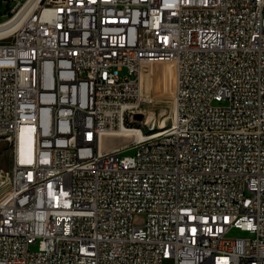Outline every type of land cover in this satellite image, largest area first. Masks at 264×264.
<instances>
[{
  "label": "built area",
  "instance_id": "built-area-1",
  "mask_svg": "<svg viewBox=\"0 0 264 264\" xmlns=\"http://www.w3.org/2000/svg\"><path fill=\"white\" fill-rule=\"evenodd\" d=\"M14 2L0 124L33 151L0 205V264H264V0ZM157 58L176 128L102 150Z\"/></svg>",
  "mask_w": 264,
  "mask_h": 264
},
{
  "label": "rangeland",
  "instance_id": "rangeland-1",
  "mask_svg": "<svg viewBox=\"0 0 264 264\" xmlns=\"http://www.w3.org/2000/svg\"><path fill=\"white\" fill-rule=\"evenodd\" d=\"M11 9L2 3L0 5V21H6L10 16L8 13L15 8L14 1L9 2ZM175 66L169 62H155L146 64L140 72V95L141 101L138 107L129 117L128 127L137 128L143 134H154L167 128L174 115L175 105ZM172 71V72H171ZM155 91V92H154ZM156 93V96H154ZM162 126L163 128H155ZM153 127V128H152ZM123 138L109 137L105 140V145L123 143ZM135 150L129 149L122 152V155H134ZM16 158V147L8 139V135L0 132V199L8 191L11 182V170ZM4 182V184L2 183ZM230 238L251 237L247 232L239 229H232L227 234ZM31 249L36 251L38 245H32Z\"/></svg>",
  "mask_w": 264,
  "mask_h": 264
},
{
  "label": "bare ground",
  "instance_id": "bare-ground-1",
  "mask_svg": "<svg viewBox=\"0 0 264 264\" xmlns=\"http://www.w3.org/2000/svg\"><path fill=\"white\" fill-rule=\"evenodd\" d=\"M4 26V25H2ZM8 27H2L0 29V35L3 33L2 31L6 30ZM157 63V62H169L168 59L164 58H157V59H142L140 62L139 66V76L140 72L143 69V67L146 64L149 63ZM173 65V64H172ZM175 66V65H174ZM175 74V90H179V81L176 80L177 78V71L175 68L173 69ZM47 85H54V78H47ZM139 92H140V79H139ZM155 92V91H154ZM154 96H156V93H154ZM138 107V102H130L128 108H121L119 111V127L121 132H118L114 138H127V137H132L134 134H139L142 133L139 129L137 128H130L128 126L130 123L129 117L131 114L134 113L135 109ZM180 114H181V101L175 99V105H174V115H173V120L171 124L167 127L164 128V130L151 134V135H159L163 134L165 132H171L174 131V128H176V121H180ZM153 128V127H152ZM155 128H163L162 126L155 127ZM0 132L5 133L8 135V139L13 143V145L16 147V149H19V156H16L15 162L13 165V168L11 170V182H10V187L8 191L2 196L0 199V205H3L5 201H8V199L12 198V193L15 192V187H19V180H18V168L20 167V159L25 160L28 162L32 161V143L29 141L26 137L28 133L27 128H23L21 133H20V146H19V136L17 135V128L15 126H7L4 124H0ZM145 136V135H144ZM102 150H112V148H106L104 146V140L102 141Z\"/></svg>",
  "mask_w": 264,
  "mask_h": 264
},
{
  "label": "water",
  "instance_id": "water-1",
  "mask_svg": "<svg viewBox=\"0 0 264 264\" xmlns=\"http://www.w3.org/2000/svg\"><path fill=\"white\" fill-rule=\"evenodd\" d=\"M12 1H14V0H0V4H2V3H9V2H12ZM107 138H109V137H106L105 139H104V146L106 147V148H116V147H121V146H123V145H126V144H128V143H130L131 141H132V138L131 137H127L125 140V142H123V143H116V144H113V145H109V146H106L105 145V140L107 139Z\"/></svg>",
  "mask_w": 264,
  "mask_h": 264
},
{
  "label": "trees",
  "instance_id": "trees-1",
  "mask_svg": "<svg viewBox=\"0 0 264 264\" xmlns=\"http://www.w3.org/2000/svg\"><path fill=\"white\" fill-rule=\"evenodd\" d=\"M0 5H1V4H0ZM4 5H5L7 8H9V10L11 9L10 3H5ZM8 16L11 17V16H12V13L9 12V13H8Z\"/></svg>",
  "mask_w": 264,
  "mask_h": 264
}]
</instances>
